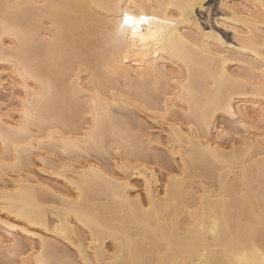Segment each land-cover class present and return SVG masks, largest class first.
<instances>
[{"label": "bare ground", "instance_id": "bare-ground-1", "mask_svg": "<svg viewBox=\"0 0 264 264\" xmlns=\"http://www.w3.org/2000/svg\"><path fill=\"white\" fill-rule=\"evenodd\" d=\"M7 2L23 7L0 8L1 257L259 264L264 0H202L199 27L153 22L159 48L125 46L117 6L173 20L161 6L190 0Z\"/></svg>", "mask_w": 264, "mask_h": 264}, {"label": "snow or ice", "instance_id": "snow-or-ice-1", "mask_svg": "<svg viewBox=\"0 0 264 264\" xmlns=\"http://www.w3.org/2000/svg\"><path fill=\"white\" fill-rule=\"evenodd\" d=\"M23 5H20L18 3H11V2H4L3 4H0V8L3 9L4 15L7 18L9 14L16 12L20 8H22ZM120 9V19L117 20V36L121 39L122 43L125 46H131L132 48H136L138 46H145L149 41L152 43H155L157 48L161 46L160 41V34L159 33H153L151 30V26L153 22L157 24H171L172 26L177 25L178 23H186V24H193L196 27H199V24L197 21L193 19V16L195 14V10L197 8L203 9L205 5L202 3V0H190L189 3L186 4H168L166 6L161 7H167L172 9H177L179 11L178 17L173 20L169 19H158L155 15L148 16L144 14L143 12L137 13L135 8L141 7L139 5L133 7L132 5H129L128 7H125L123 5H118ZM148 25V31L145 32L143 26ZM163 30L161 29V32ZM4 35L12 36L13 39L16 38V30L14 28H9L7 24L4 26ZM157 55H159V52H157ZM179 83V81H174ZM187 85V81H184L182 86ZM93 104L96 103L95 100L92 101ZM205 126H209L210 120L209 118L204 119ZM192 125L189 124V128H191ZM52 133H49V138L51 139ZM171 180L172 178L169 177ZM179 179V178H177ZM165 195H167V186H165ZM60 225H56V230L59 231ZM215 230H213L212 235L215 236ZM253 250L255 251V241H251ZM73 247L75 248L76 245L73 244ZM41 252H43V247L41 248ZM259 254L262 257V259L259 261V264H264V245L259 249ZM247 252L244 254V258L238 260L236 264H256L254 260H248L247 259ZM59 264H72L71 260L65 259L59 262Z\"/></svg>", "mask_w": 264, "mask_h": 264}, {"label": "rangeland", "instance_id": "rangeland-1", "mask_svg": "<svg viewBox=\"0 0 264 264\" xmlns=\"http://www.w3.org/2000/svg\"><path fill=\"white\" fill-rule=\"evenodd\" d=\"M0 100H4V101L9 102V91L0 90ZM137 113H140V112L137 111ZM139 115L140 116H142V115L144 116V114H142V113H140ZM94 155L97 156V158H99L100 160L104 161L102 159L103 157L101 158V154H94ZM105 161H107V160H105ZM9 259H6L5 257H1V255H0V262H1L0 264H2V263L3 264H15L14 261H10ZM12 262H14V263H12Z\"/></svg>", "mask_w": 264, "mask_h": 264}]
</instances>
